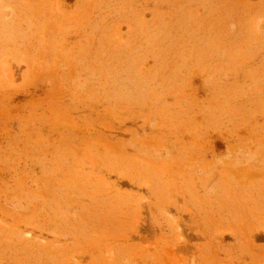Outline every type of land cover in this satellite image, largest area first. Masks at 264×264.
Returning <instances> with one entry per match:
<instances>
[{
  "label": "rangeland",
  "instance_id": "rangeland-1",
  "mask_svg": "<svg viewBox=\"0 0 264 264\" xmlns=\"http://www.w3.org/2000/svg\"><path fill=\"white\" fill-rule=\"evenodd\" d=\"M0 264H264V0H0Z\"/></svg>",
  "mask_w": 264,
  "mask_h": 264
}]
</instances>
